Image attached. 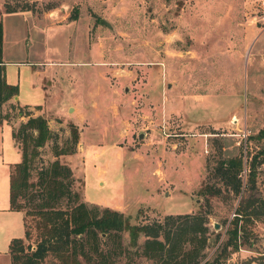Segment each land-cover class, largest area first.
<instances>
[{"label": "rangeland", "instance_id": "rangeland-1", "mask_svg": "<svg viewBox=\"0 0 264 264\" xmlns=\"http://www.w3.org/2000/svg\"><path fill=\"white\" fill-rule=\"evenodd\" d=\"M0 21L5 79L17 84L20 102L43 101L27 109L10 98L0 123L17 129L20 114L40 109L51 133L29 181L57 158L80 201L115 209L131 224L166 229L167 216L203 215L196 264L264 263V153L248 180L264 140L255 136L264 126V0H0ZM62 148L73 152L55 157ZM235 156L242 158L238 194L215 170ZM209 185L221 190L206 206L199 191ZM238 205L261 213L238 221L245 242L217 258ZM189 220L176 223L185 238ZM30 233L26 249L35 242ZM120 235L123 252L113 264H173L141 255L150 236L140 233L130 245L128 233ZM157 239L163 242L161 231Z\"/></svg>", "mask_w": 264, "mask_h": 264}, {"label": "trees", "instance_id": "trees-1", "mask_svg": "<svg viewBox=\"0 0 264 264\" xmlns=\"http://www.w3.org/2000/svg\"><path fill=\"white\" fill-rule=\"evenodd\" d=\"M1 45L0 21V105L16 96L18 91L17 85L7 84L4 79ZM255 136L257 139H264V126ZM11 138L20 152V160L10 166L8 202L11 210L22 213L23 237L9 242L10 264H43L47 257L50 259L46 264H113L115 258L112 255L119 256L123 252L120 241L122 232L128 233L130 245L136 243L140 233L151 237L143 242L140 252L147 258L163 263L168 260L173 264H186V262L196 264L194 260L203 247L205 238L202 236L207 229L204 227L203 215L167 216L165 219L169 221V227L165 229L159 223L154 226L131 224L128 222V217L115 209L88 207L71 189L73 179L70 169L65 164H61L57 158L39 169L34 182L29 181V167L33 158L37 155L38 149L51 138L46 120L42 116H29L19 123L17 129L11 130ZM76 138L77 135L72 127L73 144ZM72 152L73 149L62 148L54 152V156ZM262 153H264V140L261 148L251 156L248 163L250 183H253V164L257 156ZM241 167V156L219 160L215 166L220 184L229 186L235 194L240 191L241 183L237 174L241 171ZM220 190L219 185H209L200 189L199 193L204 195L206 206H209V197L217 196ZM246 206L238 205L234 210L233 218L229 222L230 228L225 231L226 240L217 258L225 259L229 253L238 248L239 244L245 242L246 238L239 240L242 236L239 234L238 221H247L246 218L257 217L261 213L257 207ZM26 216L31 217V226L26 224ZM179 218L191 219L187 228L188 238H185L182 228L176 224ZM171 225L175 226L173 230ZM31 229L35 232V242L32 248L26 249L23 240L30 237ZM160 231L163 242L157 239ZM199 236L201 238L197 247L182 250V242L192 243ZM108 241L114 242L116 246L110 250L102 248V245H106Z\"/></svg>", "mask_w": 264, "mask_h": 264}, {"label": "crops", "instance_id": "crops-1", "mask_svg": "<svg viewBox=\"0 0 264 264\" xmlns=\"http://www.w3.org/2000/svg\"><path fill=\"white\" fill-rule=\"evenodd\" d=\"M8 14H15V13H8ZM7 14V15H8ZM3 33V32H2ZM5 63V62H4ZM18 63V62H17ZM24 63V62H20ZM38 72V71H37ZM35 72L34 74L37 76V83L36 85L40 88L41 92L44 93V90L38 85L39 81V73ZM5 79V74H4ZM7 84H13L7 82ZM17 85V84H15ZM14 102H18L20 107L26 106L27 109H30L34 106L41 105L43 103H33L29 104L27 102H20L18 96H14L12 98ZM20 103V104H19ZM40 109H35L34 112L29 113L27 116L19 118H25V120L31 116H37V111ZM22 122V121H21ZM47 125L48 122H46ZM11 127L6 122L0 123V142L1 144V152L6 145L11 148V153L9 155H4L0 153V264H10V258L8 253V245L12 239L15 238H22L23 237V218L22 213L17 210H11L9 208L8 202V191H9V170L10 166L19 162L20 160V152L18 151L17 147L15 146L12 138H11Z\"/></svg>", "mask_w": 264, "mask_h": 264}, {"label": "water", "instance_id": "water-1", "mask_svg": "<svg viewBox=\"0 0 264 264\" xmlns=\"http://www.w3.org/2000/svg\"><path fill=\"white\" fill-rule=\"evenodd\" d=\"M217 226H218L217 224L214 225L215 228H217Z\"/></svg>", "mask_w": 264, "mask_h": 264}]
</instances>
